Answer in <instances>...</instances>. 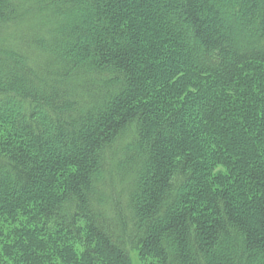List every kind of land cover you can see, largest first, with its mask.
I'll return each mask as SVG.
<instances>
[{
	"label": "trees",
	"instance_id": "obj_1",
	"mask_svg": "<svg viewBox=\"0 0 264 264\" xmlns=\"http://www.w3.org/2000/svg\"><path fill=\"white\" fill-rule=\"evenodd\" d=\"M8 221L0 264H264V0H0Z\"/></svg>",
	"mask_w": 264,
	"mask_h": 264
},
{
	"label": "rangeland",
	"instance_id": "obj_2",
	"mask_svg": "<svg viewBox=\"0 0 264 264\" xmlns=\"http://www.w3.org/2000/svg\"><path fill=\"white\" fill-rule=\"evenodd\" d=\"M215 171V170H214ZM214 171H213V173H214ZM16 223H13V222H10V221H8V222H6L5 224H3V225H0V226H2V227H4V232L5 233H8L9 231V229H12L14 226H16L15 225ZM130 256H131V263L132 264H154V262L153 261H149V259L148 260H143L139 255H138V253L137 252H135V251H131L130 252ZM4 264H13V261L12 260H9V259H7L6 261H4Z\"/></svg>",
	"mask_w": 264,
	"mask_h": 264
}]
</instances>
